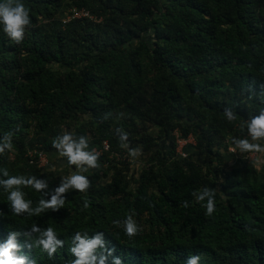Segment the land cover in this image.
Here are the masks:
<instances>
[{"label":"trees","instance_id":"1","mask_svg":"<svg viewBox=\"0 0 264 264\" xmlns=\"http://www.w3.org/2000/svg\"><path fill=\"white\" fill-rule=\"evenodd\" d=\"M23 3L32 23L22 43L0 25V143L12 133L0 179L6 169L45 180L40 192L22 191L33 210L50 200L57 186L38 168V153L56 149L53 140L71 122L81 136L91 131L99 165L124 147L141 148L150 164L133 188L120 179L99 183L96 169L86 192H66L62 208L38 216L15 215L0 186V245L15 232L26 264H71L74 234L100 231L123 264H185L196 254L199 264H264V169L245 163L222 174L219 154L234 137L250 136L247 124L264 111V0H73L69 6L99 22L65 24L63 0ZM151 126L157 137L145 132ZM174 132L194 138L202 163L177 159ZM165 142L169 150L160 151ZM205 186L215 189L211 216L194 195ZM129 214L142 229L134 237L113 223ZM33 225L64 241L53 258L36 247Z\"/></svg>","mask_w":264,"mask_h":264},{"label":"clouds","instance_id":"2","mask_svg":"<svg viewBox=\"0 0 264 264\" xmlns=\"http://www.w3.org/2000/svg\"><path fill=\"white\" fill-rule=\"evenodd\" d=\"M30 10L25 6L23 0H0V25L3 27V32L10 38L11 41L19 44L25 38L26 30L31 26ZM224 116L228 121L236 119L230 107L224 109ZM248 134L252 141L264 140V111L259 115L252 117L247 124ZM12 133L5 134V140L0 143V154L5 150H11ZM121 146L122 142L128 140L127 133H121L119 136ZM232 143L240 152L248 153H264V145L256 142L250 143L248 139L233 138ZM52 146L59 151L61 157H66L70 166L75 165L76 172L66 178H62L61 184L55 189V195H52L50 200L40 199L38 206L33 210L30 205L31 200L25 199V193L22 187H31L37 192L47 187L45 180H38L35 176L25 177L23 175H9L8 171L4 170V175L7 179H0V186L8 193V200L11 202V211L15 215L28 213L29 216H38L45 209L58 211L65 204V194L69 189L78 192H86L90 187L89 179L82 173L87 172L90 168H98L99 154L95 151H88V141L86 137L80 136L79 142L73 138V133L65 131L64 134L57 136ZM129 154L132 157H137L141 154L139 148L129 149ZM86 166V167H85ZM198 202L206 200L204 207L206 215L211 216L216 210L215 189L205 186L198 193H194ZM85 201V207H87ZM184 207H188V202H184ZM114 224L123 228L124 233L128 237H134L142 230L134 219L133 215L129 214L123 220L113 221ZM32 232L39 233V238L36 241V247L41 248L46 252L49 258H53L57 250L64 247V241L57 238V233L52 227H47L41 231L40 227L32 226ZM11 233L7 241L0 245V264H26L28 258L17 255L19 246L16 243V235ZM111 242L105 238L104 232H95L91 237L87 232L83 235L81 232H76L72 237V247L70 252L75 257L71 264H123L120 257L114 256V246H110ZM200 255H190L185 264H199ZM35 264V260L31 261Z\"/></svg>","mask_w":264,"mask_h":264},{"label":"rangeland","instance_id":"3","mask_svg":"<svg viewBox=\"0 0 264 264\" xmlns=\"http://www.w3.org/2000/svg\"><path fill=\"white\" fill-rule=\"evenodd\" d=\"M73 0H63L64 5V14H63V23H67L73 19L79 18H88L89 20H93L94 22H99L96 20L94 16L90 15L87 10H76L74 6L71 5ZM87 13V14H86ZM86 14V15H83ZM88 116L84 118H80V120H86ZM69 127L63 126L60 129L61 135L64 134L65 131L74 133L73 138L75 139L74 135H78L80 137V133L73 128H77L76 123L71 122ZM147 134H150L154 137L158 136V130L151 126L148 127L145 131ZM173 135L176 137V157L177 159H182L187 156H190L191 159L196 161L197 163H202V156L195 155V141L192 136H189L187 139H182L178 136V133L174 132ZM85 136L88 141V151H95L100 155V151L98 149V144H94V138L91 135L90 130H86ZM243 139H248L250 143H260L264 145V141H252L251 136H246ZM79 142V139H75ZM141 150V148H139ZM160 151H167L169 150L168 142L164 144L160 143L159 146ZM37 151L35 149L31 150L28 154L29 156H33L34 153ZM219 154L225 159V166L222 169V174L231 169H238L241 168L245 163L250 164L254 169L257 171L264 169V153H248V152H240L235 146H229L227 149L220 148ZM149 156L141 150V154L137 157H132L129 154V150L124 147L121 153H111L108 154L106 159L103 163L99 165L98 168H90L87 172L82 173L88 179V174L94 172V170H99L100 180L99 183H108L109 181H113L114 179L125 180L129 182V187H134L133 183L135 180L140 178L141 172L149 166ZM46 161L40 163L38 168H40L43 173L51 174V178L55 179L56 186L59 187L61 184L62 178H66L71 174L76 172L75 165L70 166L67 162L66 157H61L59 155L58 149H53L47 156H45ZM215 164V163H214ZM86 167V166H85ZM106 171V175L104 176V172ZM73 189H69L67 192ZM83 193V192H81Z\"/></svg>","mask_w":264,"mask_h":264},{"label":"built area","instance_id":"4","mask_svg":"<svg viewBox=\"0 0 264 264\" xmlns=\"http://www.w3.org/2000/svg\"><path fill=\"white\" fill-rule=\"evenodd\" d=\"M86 14H83V15H86ZM107 149H108V146L106 144H103V150L106 151ZM45 161H46L45 155L42 153H38V166L40 163L42 164V162H45Z\"/></svg>","mask_w":264,"mask_h":264}]
</instances>
